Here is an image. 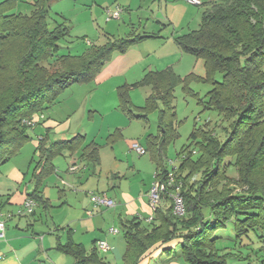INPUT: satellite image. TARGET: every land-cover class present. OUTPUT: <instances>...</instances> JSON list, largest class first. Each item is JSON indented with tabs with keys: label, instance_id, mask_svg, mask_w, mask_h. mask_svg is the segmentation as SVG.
Instances as JSON below:
<instances>
[{
	"label": "trees",
	"instance_id": "16d2710c",
	"mask_svg": "<svg viewBox=\"0 0 264 264\" xmlns=\"http://www.w3.org/2000/svg\"><path fill=\"white\" fill-rule=\"evenodd\" d=\"M51 1L36 0L31 15L8 13L16 5L14 0L0 3V43L22 41L20 59L0 89V167L31 140V126L26 121L43 114L71 85L93 82L115 53H124L149 38L115 39L100 46L92 44L81 55L60 54V44L70 35V28L65 22L49 26ZM176 42L183 52L204 61L206 77L191 74L182 78L166 70L149 72L133 85L152 88L145 106L135 110L145 119L158 112L160 133L148 137L146 149L157 165L156 179L168 180L166 148L179 137L174 104L177 87L189 91L193 80L209 82L212 90L202 103L229 125L223 128V140L209 124L194 129L175 170L184 214L174 212L171 195L176 188L167 186L152 221L133 218L124 223L125 264H143L159 245H167L162 250L171 254L175 242L181 245L184 264H227L236 254L217 248V231L234 223L236 246L250 231L264 234V0H216L203 12L199 29L177 37ZM218 73L222 74L220 82ZM119 100L121 110L133 114L129 87L119 90ZM37 152L35 189L27 198L39 206L46 205L39 189L54 172L55 157L82 152L84 158L99 161L98 147L87 143L84 135L49 146L42 140ZM261 249L264 256V236ZM58 250L72 256L75 264H111L96 248L89 252L71 237Z\"/></svg>",
	"mask_w": 264,
	"mask_h": 264
},
{
	"label": "crops",
	"instance_id": "0c3cea01",
	"mask_svg": "<svg viewBox=\"0 0 264 264\" xmlns=\"http://www.w3.org/2000/svg\"><path fill=\"white\" fill-rule=\"evenodd\" d=\"M202 1V5L208 8L210 4L216 0ZM148 3H153L154 6H152L154 9L157 6L158 10L160 9L162 12L165 8V16H163L160 11L161 15L159 14L158 16L155 11H153L154 9L148 6ZM176 4H183L186 6V12L191 8L195 9L194 6H202L188 2L186 3L184 1L177 2V0H83L84 6L91 7L96 11L93 12L87 20H92L95 24L101 23L103 26L100 39L103 37L105 43L95 45L100 46L106 44L110 40L130 38L138 35L149 37L134 44L124 53H115L112 59L103 65L93 82L87 84L75 83L81 86L79 88H86L83 90L85 96L89 97L92 101L90 111L94 113L92 115L93 119L98 117L97 113H103L102 111L105 107L110 109L112 105H119L120 111L123 112L120 108L119 90L123 87H129L131 109L134 108V111L133 114L123 113L130 121L139 120L146 122L148 121V117L147 119L143 118L140 112L135 109H140L145 106L147 98L152 93V88L150 86L134 87L133 85L139 83L149 72L170 70L182 78L198 73L195 66L196 61L187 57V53L183 52L176 42L177 37L191 31L183 34H179L175 29L171 32H166V30L170 28L168 26L175 25V21L168 14V9L170 6L173 7ZM117 6H120L122 9L119 18L109 19L107 10H115ZM202 15L200 19H202ZM161 16L164 18H159ZM63 19L66 20L65 18ZM142 19H145L146 21L144 27ZM151 20L154 21L151 22ZM84 21L86 22V20ZM157 25H159V28H157ZM148 27H150V30ZM142 29L144 30L141 31ZM91 45L92 43H88V47ZM86 49L81 54H83ZM72 54L81 55L75 53ZM75 84L71 85L69 88H73ZM59 98L60 96L49 109L42 112L43 114H38L34 117L36 122L34 127L42 126L44 131V133L39 135V138L36 141V155L39 154L37 148L42 140H45L46 145L49 146L52 142L58 140H69L77 135H84L87 139V143H94L98 147L99 161L95 163L84 158L82 152H64L63 154L68 153L70 155V165H77V170L71 171L69 168L68 173L64 174L58 170L54 163L56 158L60 155L54 158L53 165L55 170L48 177L52 175L54 176L52 178L53 181L51 179L49 184L53 185L52 188L57 191V194L55 193V198L47 194L46 180L48 177L43 180L39 189L46 202V205L41 206V208L46 214L49 213L48 215H51L50 208L54 203L58 204V207L60 206L61 210H68L71 207V202L66 194V188L73 189L79 184L82 187H86L85 184L91 183L97 176H99L100 172H98L97 168L101 165L103 159L101 156V150L102 147L106 145L98 142V134L96 133L93 134V132L90 131L79 132L81 131L80 128L72 130L74 126V115L77 113L80 104H71L65 112L67 113L66 117L63 119L61 118L62 116L60 115L59 109H57V106L61 104ZM135 99L137 102H135ZM125 125L126 120L121 119V122L116 125L115 131L109 134L108 142L112 146V149L115 148L117 141L123 138V133L120 128L124 129ZM72 131L73 136H71V138H63L65 135L71 134ZM53 133L56 135V138H53V140L50 141V135ZM159 133L160 132H158L157 135H150L158 136ZM63 154H61V156ZM14 166L15 165L9 167V162H7L6 165L4 164V166L2 165L0 167V213L3 215V219L6 222L5 238L0 239V264H75V259L72 256L58 250V246L65 245L70 237L76 243L83 245L89 252L95 248L97 249L96 243L100 240H105L108 243H111L110 246L112 249L109 252L101 253L98 250L97 251L107 262L115 264L114 259L116 258H113L112 262L106 258V256L115 252V237L119 235L120 232L117 234L109 232L101 234L98 232L100 228L97 227L95 220L96 215H100L104 218L108 212H103V209L106 207L96 206L90 198L87 203V198L83 197L81 200L82 211L84 207L87 208L83 212L84 216L82 218H69V216H66L65 220H56L52 214L51 227H49L48 232H43L38 228V224H43V216L42 214L38 215V211L36 210L37 207L31 214L20 213L21 210H24L23 208L28 194L35 189L36 183L33 178L34 172L32 173V178L29 184H27L26 180L29 170L27 171V174H25L23 168ZM152 169L153 167L147 171L146 165L134 164V166L131 167L130 164H128L125 167L124 173L109 172L110 177H108V183L106 184L105 189L102 190L101 194L115 201L116 205L108 208L119 211L118 217L122 223V232L124 231V223L128 220L138 218L146 223L148 222V219L152 218L154 215V210L148 193L156 180L157 165L156 170H154V175ZM126 171L127 173L132 171L130 179H127ZM142 174H144V176H142ZM125 181L127 182L126 187H124ZM135 182H138L140 189L138 188V185L134 184ZM60 185L63 186L64 189L60 188ZM94 185L96 190L101 186L99 181ZM136 186V191L139 192L135 191ZM17 197L20 199V202H17ZM86 224L90 225L86 226ZM80 229L83 236L77 238ZM100 230L102 231V229ZM217 238V248L224 250L225 248L221 247L220 243L223 244L224 241L222 240L228 239V237L221 236ZM89 243H91V246ZM166 246H156L154 252L144 259L143 264H157L155 261L157 257H159V259H161L160 262L164 264H179L177 261L180 262V258L182 257L181 245L177 244V242L173 243L171 246L174 250L171 254L163 252L162 249ZM164 255L169 257L163 259Z\"/></svg>",
	"mask_w": 264,
	"mask_h": 264
},
{
	"label": "rangeland",
	"instance_id": "374dc122",
	"mask_svg": "<svg viewBox=\"0 0 264 264\" xmlns=\"http://www.w3.org/2000/svg\"><path fill=\"white\" fill-rule=\"evenodd\" d=\"M5 1L9 0H0V3H3ZM14 1L16 2V5H14L13 10L11 12L9 11L8 13H21L25 15H31L32 11L34 10V6L32 5V3L35 0ZM180 1L186 2L185 0H177V2ZM200 1L203 2L202 0ZM152 5L153 3H148V6L154 9V5ZM185 7L186 6H184L183 4H176L173 7H169L168 14L175 21V25L168 26L170 28L166 30V32H171L175 29L179 34H183L192 30L199 29L201 22L200 17L206 9V6H194L195 9L191 8L188 10V12H186ZM153 11H155L158 16L160 12L163 16H165L164 13H166L165 8L162 12L160 9L158 10L157 6ZM93 12H96L95 9L84 6L83 0H53L49 3L47 17L49 26L54 27L57 23L65 21L66 25L70 28V35L60 44V54H81L88 47V43H105L103 37L100 39V37L102 36L101 31L103 30V26L101 25V23L95 24L94 21L87 20L88 17L93 14ZM163 16L159 18L163 19ZM63 18H65L66 20H64ZM84 20H86V22ZM152 21L154 20H151V22ZM142 22L144 27L146 25L145 19H142ZM157 28H159V25H157ZM148 29L150 30V27H148ZM143 30L144 29H142L141 31ZM21 53L22 41L19 38L1 41L0 67L3 76L0 75V89L4 85L3 79L7 80L9 78L8 74L18 63ZM187 57H190L191 59H193V61H196L195 66L198 73L195 74L198 75L199 78H205L206 71L204 61L189 54H187ZM216 78L217 81L220 82L222 80V74L218 73ZM79 87L81 86L75 84L73 88L65 90L60 95L59 100L61 104L57 106V109H59L60 111V115L62 116L61 118L64 119L66 117L67 113L65 112L67 108L71 106V104H80V107L77 109V113L74 115V126L72 130H74L75 128H80L81 131L79 132L90 131L93 132V134L96 133L98 134V142L100 144L106 145H104L101 150V156L103 159L101 165L97 168L98 172H100L99 176H97L91 183L85 184L86 187H82L79 184L73 189L66 188V194L68 195L71 202V207L69 208L70 210H61V207H58V204L56 203L52 205V207L50 208V214H53L56 220H65L66 216H69V218H82L84 216L83 212L87 208L84 207L82 211V198H87L88 203V200L89 198H92V195L101 196L102 190L105 189V186L108 183L110 171L124 173L125 167L128 164H130L131 167H133L134 164L146 165L147 171L151 167H153V175L155 174L154 170H156V164L152 160V154L149 150L146 155L141 156L134 150H132L131 146L133 143L137 142L145 149H147L148 136H150V134L157 135L159 132L157 127L158 113L156 111L149 113L148 121L146 122L139 120L130 121L129 118L120 111L119 105H112L110 109H107L105 107L102 111L103 113H97L98 117L93 119L92 115L94 113L90 111L92 101L89 99V97L85 96L83 89L86 88L84 86H82L84 88ZM188 89L189 91H186L183 86H179L175 91L174 104L177 112V130L179 133V137L175 141L171 142L166 148L164 163L165 167L169 170L172 169L173 166H178L181 162V159L183 158L181 152L186 146L189 145L190 136L196 127L201 128L209 124V128L214 129L217 137L223 140L225 137L223 128H227L229 125V123L225 121L217 111L206 109L202 103V100L206 101L208 99L209 92L212 90V85L209 82L203 81L202 79L193 80L188 85ZM135 102H137L136 99ZM121 119L126 120L127 126L125 125L124 129L120 128L123 133V138L119 139L116 143L115 148L112 149V146L108 142V136L110 133H113L115 131V127L121 122ZM28 132L31 135L32 140H30L22 148L17 156L9 161V167L15 165L16 167L23 168L25 174H27V171L29 170V174L26 180L27 184H29L32 178V173L34 172V169L37 167V164L40 161L39 154L36 155L35 153L36 141L38 140L39 135L41 133H44V131L42 126H37L31 127ZM71 136H73V131L71 134L65 135V137L63 138L67 139L69 137L71 138ZM53 138H56V135L54 133L50 135V141L53 140ZM54 163L60 172L67 174L71 166L70 155L68 153L63 154L62 156L60 155L56 158ZM131 172L127 173L126 171L127 179L131 178ZM230 174L235 176V172L233 170L230 171ZM142 176H144V174H142ZM53 177L54 176L52 175L46 180L47 194L55 198V193L57 194V191L52 188L53 185L49 184ZM97 181H99V184L101 185L100 187H98V190H96V187L94 185ZM134 184L138 185V182H135ZM126 186L127 182L125 181L124 187ZM60 188L64 189V187L61 185ZM136 188L137 186L135 187V191ZM138 188L140 189V185H138ZM16 199L17 202H20V199L18 197ZM36 210L38 211V215L42 214L43 216V224H38V228L43 232H48L49 227H51V215H48L49 213L46 214L39 205H37ZM106 211L108 212L106 213L104 218H102V216L100 215H96L95 220L97 223V227L102 229V231L100 229H97L98 232L101 234H106L111 228H115L120 232V234L115 237V252L108 254L106 258H108L112 262L113 258H116L114 259L115 264H125L124 255L126 252V246L123 238L122 223L118 217L119 211H115L114 209L108 207L103 209V212ZM87 225L90 224H86V226ZM82 236L83 235L80 229L77 238H80ZM215 236L228 237V239L222 240L224 242L223 244L220 243V246L225 248V252H233L234 254H236V256L227 259V264H264V256L261 249L262 237L264 236V234L261 231H250L249 234L239 240L237 246L236 241H238V239L235 234L234 223L232 222H230L226 228L217 231L215 233ZM89 244L91 246V243ZM167 257L169 256L164 255L163 259ZM160 260L161 259H159V257L155 259L157 264H164L160 262ZM177 263L184 264L182 257L180 258V262L177 261Z\"/></svg>",
	"mask_w": 264,
	"mask_h": 264
},
{
	"label": "built area",
	"instance_id": "2783aa9c",
	"mask_svg": "<svg viewBox=\"0 0 264 264\" xmlns=\"http://www.w3.org/2000/svg\"><path fill=\"white\" fill-rule=\"evenodd\" d=\"M185 1L188 3L195 4V5H202V2L200 0H185ZM121 12H122V9L120 6H117L115 10H107L108 18L109 19L119 18ZM26 124L31 127H34L36 122L35 120H31V121H26ZM132 150H134L137 154L141 156L147 153V150L137 142L132 144ZM70 170L71 171L77 170V165L76 164L72 165L70 167ZM175 170H176V166H173V168L169 170L168 180L166 182H162L156 179L155 182L153 183L148 195H149L150 202H151V205L154 211L160 205L162 201V194L166 190V187L172 186L176 188L175 189L176 191L171 195L174 200V212L177 215L184 214L183 199L180 194L181 184L180 185L176 184ZM91 200L96 206H99V207H114L116 205L114 200L109 199L107 196H103V195L101 196L92 195ZM36 207H37L36 202L33 199L27 198L24 204V210L23 211L21 210L20 213L31 214L34 212ZM152 220H153V217L148 219V222ZM5 232H6V222L3 219V215L0 213V239L5 238ZM109 232L112 234L119 233V231L115 228H111ZM96 247H97V250L101 253H107L112 249L110 244L105 240L98 241L96 243Z\"/></svg>",
	"mask_w": 264,
	"mask_h": 264
}]
</instances>
